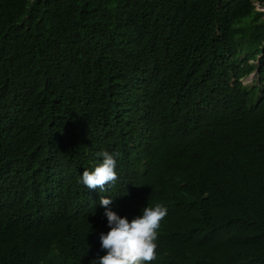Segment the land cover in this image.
<instances>
[{"label": "trees", "instance_id": "trees-1", "mask_svg": "<svg viewBox=\"0 0 264 264\" xmlns=\"http://www.w3.org/2000/svg\"><path fill=\"white\" fill-rule=\"evenodd\" d=\"M255 4L0 0V264H95L101 196L129 222L167 207L152 264H264ZM102 150L107 193L80 182Z\"/></svg>", "mask_w": 264, "mask_h": 264}, {"label": "clouds", "instance_id": "clouds-1", "mask_svg": "<svg viewBox=\"0 0 264 264\" xmlns=\"http://www.w3.org/2000/svg\"><path fill=\"white\" fill-rule=\"evenodd\" d=\"M97 155L103 158L102 163L92 171L84 170L80 182L88 189L107 193L120 179L117 170L120 153L102 150ZM112 203L111 196H101L100 205L105 208L110 231L100 235L101 249L107 254L94 260L95 264H152L157 259L158 230L168 215L167 207L162 203L148 206L142 216L129 222L127 217L111 210Z\"/></svg>", "mask_w": 264, "mask_h": 264}, {"label": "rangeland", "instance_id": "rangeland-1", "mask_svg": "<svg viewBox=\"0 0 264 264\" xmlns=\"http://www.w3.org/2000/svg\"><path fill=\"white\" fill-rule=\"evenodd\" d=\"M255 7L258 11L264 12L263 6H260L259 4H255ZM257 80H258V77L256 76L255 73H253L251 76L245 78V85H249V86L258 85Z\"/></svg>", "mask_w": 264, "mask_h": 264}]
</instances>
